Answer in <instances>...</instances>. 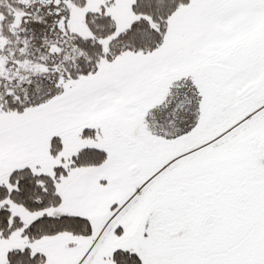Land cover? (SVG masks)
Returning <instances> with one entry per match:
<instances>
[{
  "label": "snow or ice",
  "instance_id": "obj_1",
  "mask_svg": "<svg viewBox=\"0 0 264 264\" xmlns=\"http://www.w3.org/2000/svg\"><path fill=\"white\" fill-rule=\"evenodd\" d=\"M0 264H264V0H0Z\"/></svg>",
  "mask_w": 264,
  "mask_h": 264
}]
</instances>
